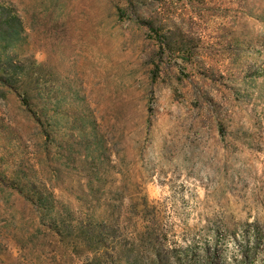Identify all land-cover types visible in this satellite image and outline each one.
<instances>
[{
	"label": "rangeland",
	"instance_id": "374dc122",
	"mask_svg": "<svg viewBox=\"0 0 264 264\" xmlns=\"http://www.w3.org/2000/svg\"><path fill=\"white\" fill-rule=\"evenodd\" d=\"M0 264H264V0H0Z\"/></svg>",
	"mask_w": 264,
	"mask_h": 264
}]
</instances>
